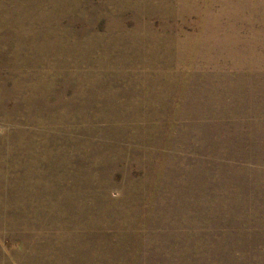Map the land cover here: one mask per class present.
I'll use <instances>...</instances> for the list:
<instances>
[{"label":"rangeland","instance_id":"1","mask_svg":"<svg viewBox=\"0 0 264 264\" xmlns=\"http://www.w3.org/2000/svg\"><path fill=\"white\" fill-rule=\"evenodd\" d=\"M30 1L0 0V264H264V0Z\"/></svg>","mask_w":264,"mask_h":264},{"label":"bare ground","instance_id":"2","mask_svg":"<svg viewBox=\"0 0 264 264\" xmlns=\"http://www.w3.org/2000/svg\"><path fill=\"white\" fill-rule=\"evenodd\" d=\"M29 1H30V0H29ZM30 2H31V1H30ZM30 2H29V3H30ZM38 2H39V1H38ZM27 5H28V4H27ZM89 5H90V4H89ZM24 6H25V5H24ZM35 9H36V7H35ZM35 9H34V10H35ZM24 10H25V9H24ZM24 10H22V11H24ZM28 11H29V10H28ZM25 12H26V11H25ZM29 12H31V11H29ZM27 13H28V12H27ZM51 13H52V12H50V15H51ZM179 13H180V12H179ZM34 14H35V13H34ZM42 14H43V13H42ZM47 14H48V13H47ZM52 14H53V13H52ZM24 15H25V14H24ZM30 15H31V14H30ZM32 15H33V14H32ZM53 15H54V14H53ZM121 15H122V14H121ZM168 15H169V14H168ZM35 16H36V15H35ZM35 16H34V17H35ZM48 16H49V15H48ZM48 16H47V17H48ZM169 16H170V15H169ZM30 17H31V16H30ZM32 17H33V16H32ZM111 17H112V16H111ZM172 17H173V16H172ZM26 18H27V17H26ZM37 18H38V17H37ZM54 18H55V17H54ZM166 18H168V17H166ZM22 19H23V18H22ZM33 19H36V18H33ZM44 19H45V18H44ZM56 19H57V18H56ZM174 19H175V17H174ZM214 19H215V18H214ZM25 20H26V19H25ZM30 20H31V19H30ZM57 20H58V19H57ZM165 20H166V19H165ZM31 21H33V20H31ZM35 21H37V20H35ZM47 21H48V20H47ZM52 21H54V20H52ZM163 21H164V20H163ZM163 21H162V22H163ZM39 22H41V21L39 20ZM44 22H45V21H44ZM217 22H218V21H217ZM24 23H25V22H24ZM33 23H34V22H33ZM42 23H43V22H42ZM42 23H41V24H42ZM48 23H49V22H48ZM48 23H47V24H48ZM35 24H36V23H35ZM37 24H38V23H37ZM45 24H46V23H45ZM68 24H69V23H68ZM88 24H89V23H88ZM91 24H92V23H91ZM117 24H119V23H117ZM162 24H165V23L163 22ZM49 25H50V24H49ZM49 25H48V26H49ZM54 25H55V23H54ZM109 25H110V24H109ZM166 25H167V24H166ZM197 25H198V24H197ZM52 26H53V25H52ZM52 26H50V27H51V28H54V27H52ZM110 26H111V25H110ZM162 26H163V25H161V27H162ZM164 26H165V25H164ZM164 26H163V27H164ZM68 27H69V26H68ZM68 27H67V28H68ZM70 27H71V26H70ZM70 27H69V28H70ZM91 27H92V26H91ZM94 27H95V26H94ZM163 27H162V28H163ZM198 27H200V26H198ZM210 27H211V26H210ZM22 28H23V24H22ZM28 28H29V27H28ZM36 28H37V26H36ZM65 28H66V27H65ZM72 28H73V27H72ZM138 28H139V27H138ZM141 28H142V27H141ZM166 28H167V27H166ZM42 29H43V28H42ZM44 29H46V28H44ZM59 29H61V26L58 28V30H59ZM63 29H64V27H63ZM63 29H62V30H63ZM90 29H91V28H90ZM94 29H95V28H94ZM113 29H114V27H113ZM113 29H112V27H111V30H113ZM145 29H146V28H145ZM177 29H178V28H177ZM205 29H206V27H205ZM28 30H29V29H28ZM39 30H40V28H39ZM51 30H52V29H51ZM51 30H50V32H51ZM70 30H71V28H70ZM81 30H82V29H81ZM91 30H92V29H91ZM91 30H90V31H91ZM106 30H107V29H106ZM109 30H110V29H109ZM114 30H115V29H114ZM139 30H140V29H139ZM139 30H138V31H139ZM149 30H150V29H149ZM199 30H200V29H199ZM45 31L47 32V30H45ZM68 31H69V30H68ZM84 31H85V30H84ZM84 31H83V32H84ZM107 31H108V30H107ZM115 31H116V30H115ZM125 31H126V30H125ZM136 31H137V30H136ZM27 32H29V31H27ZM32 32H33V31H32ZM32 32H30V33H32ZM52 32H53V31H52ZM52 32H51V33H52ZM55 32H56V30H55ZM110 32H111V31H110ZM118 32H119V31H118ZM131 32H132V31H131ZM149 32H150V31H149ZM154 32H155V30H154ZM162 32H163V30H162ZM198 32H199V31H198ZM19 33H20V32H19ZM62 33H64V32H62ZM68 33H69V32H68ZM72 33H73V32H72ZM78 33H79V32H78ZM84 33H85V32H84ZM152 33H153V32H152ZM157 33H158V32H157ZM176 33H177V32H176ZM33 34H35V33H32V35H33ZM36 34H37V31H36ZM55 34L57 35V33H55ZM74 34H75V31H74ZM74 34H73V35H74ZM87 34H88V33H87ZM103 34H104V33H103ZM112 34H113V31H112V33H111L110 36H112ZM146 34H147V33H146ZM148 34H149V33H148ZM202 34H203V33H202ZM228 34H229V33H228ZM30 35H31V34H30ZM42 35H43V34H42ZM53 35H54V33H53ZM59 35H60V34H59ZM64 35H65V34H64ZM83 35H84V34H83ZM91 35H92V34H91ZM95 35H96V34H95ZM97 35H98V34H97ZM99 35H101V34H99ZM121 35H122V34H121ZM134 35H135V33H134ZM151 35H152V34H151ZM154 35H155V34H154ZM26 36H28V35H26ZM45 36L47 37V33H46ZM93 36H94V35H93ZM101 36H102V35H101ZM113 36H114V34H113ZM118 36H119V34H118ZM126 36H127V35H126ZM137 36H139V35L137 34ZM140 36H141V35H140ZM181 36H182V35H181ZM221 36H222V35H221ZM33 37H34V36H33ZM35 37H36V36H35ZM41 37H42V36H41ZM48 37H49V36H48ZM56 37H57V36H56ZM75 37H76V36H75ZM79 37H80V36H79ZM87 37H88V36H87ZM98 37H99V36H98ZM108 37H109V36H108ZM115 37H116V36H115ZM115 37H113V38H115ZM143 37H144V36H143ZM164 37H165V36H164ZM202 37H203V36H202ZM25 38H26V37H25ZM65 38H66V36H65ZM82 38H83V37H82ZM90 38L92 39V37H90ZM94 38H95V36H94ZM94 38H93V39H94ZM109 38H110V37H109ZM121 38H122V37H121ZM133 38H134V37H133ZM150 38H151V36H150ZM156 38H157V37H156ZM171 38H172V37H171ZM235 38H236V37H235ZM39 39H40V38H39ZM53 39L55 40V38H53ZM67 39H68V38H67ZM69 39H70V38H69ZM72 39H73V38H72ZM72 39H71V40H72ZM78 39H80V38H78ZM78 39H77V40H78ZM83 39H84V38H83ZM91 39H90V40H91ZM103 39H106V38L103 37ZM123 39H124V38H123ZM128 39H129V38H128ZM130 39H131V38H130ZM140 39H141V37H140ZM145 39L147 40V38H145ZM172 39H173V38H172ZM16 40H17V39H16ZM21 40H22V39H21ZM23 40H24V39H23ZM27 40H29V39H26V42H27ZM31 40H32V39H31ZM33 40H34V39H33ZM41 40H42V39H41ZM48 40H49V38H48ZM54 40H53V41H50V42H52V44H53ZM57 40H58V39H57ZM98 40H99V39H98ZM107 40H108V39H107ZM112 40H113V39H112ZM119 40H120V39H119ZM142 40H143V39H142ZM150 40H151V39H150ZM154 40H155V37H154ZM157 40H158V39H157ZM157 40H155V41H157ZM163 40H164V39H163ZM200 40H201V39H200ZM17 41H18V40H17ZM29 41H30V40H29ZM59 41H60V39H59ZM64 41H65V40H64ZM66 41H67V40H66ZM84 41H86V40H84ZM109 41H110V40H109ZM113 41H114V40H113ZM113 41H110V42H113ZM124 41H125V39H124ZM143 41H144V40H143ZM143 41H142V42H143ZM218 41H219V40H218ZM32 42H33V41H32ZM34 42H35V41H34ZM36 42H37V40H36ZM90 42H91V41H90ZM90 42H89V43H90ZM92 42L94 43V41H92ZM121 42H122V40H121ZM125 42H126V41H125ZM158 42H159V41H158ZM158 42H157V43H158ZM175 42H177V41H175ZM198 42H199V41H198ZM20 43H21V42H20ZM30 43H31V42H30ZM38 43H40V42H38ZM41 43H42V42H41ZM46 43H47V42H46ZM59 43H61V42H59ZM84 43H85V42H84ZM87 43H88V42H87ZM89 43H88V44H89ZM96 43H98V42H96ZM103 43H105V42H103ZM140 43H141V42H140ZM162 43H163V42H162ZM200 43H201V42H200ZM207 43H209V42H207ZM17 44H18V43H17ZM32 44H33V43H32ZM43 44H44V43H43ZM48 44H49V43H48ZM71 44H72V42H71ZM79 44H81V43H79ZM79 44H78V45H79ZM91 44H92V43H91ZM99 44H100V43H99ZM101 44H102V43H101ZM101 44H100V45H101ZM111 44H112V43H111ZM119 44L122 45V43H119ZM123 44H124V43H123ZM126 44H127V43H126ZM152 44H153V43H152ZM152 44H151V45H152ZM159 44H160V43H159ZM169 44H170V43H169ZM171 44H172V43H171ZM184 44H185V43H184ZM30 45H31V44H30ZM35 45H36V43H35ZM35 45H34V46H35ZM39 45H40V44H39ZM39 45H36V46L38 47ZM55 45H56V43H55ZM73 45H74V44H73ZM92 45H93V44H92ZM97 45H98V44H97ZM116 45H117V44H116ZM121 45H120V46H121ZM156 45H157V44H156ZM189 45H190V44H189ZM24 46H25V45H24ZM43 46H44V45H43ZM83 46L85 47V45H83ZM102 46H103V45H102ZM107 46H108V45H107ZM109 46H110V45H109ZM109 46H108V48H109ZM164 46H166V45H164ZM177 46H178V45H177ZM201 46H202V45H201ZM17 47H18V46H17ZM21 47H22V46H21ZM27 47H28V46H27ZM31 47H32V45H31ZM46 47H47V46H46ZM49 47H50V46H49ZM54 47H55V46H54ZM54 47H53L52 49H54ZM70 47H71V46H70ZM93 47H94V45H93ZM99 47H101V46H99ZM141 47H142V46H140V48H141ZM144 47H145V46H144ZM236 47H237V46H236ZM22 48H23V47H22ZM35 48H36V47H35ZM39 48H41V47H39ZM42 48H43V47H42ZM50 48H51V47H50ZM86 48H88V46L85 47V49H86ZM111 48H112V47H111ZM137 48H138V47H137ZM156 48H157V47H156ZM159 48H160V47H159ZM159 48H158V49H159ZM176 48H177V47H176ZM178 48H179V47H178ZM244 48H245V47H244ZM32 49H33V47H32ZM37 49H38V48H37ZM57 49H58V47H57ZM69 49H70V48H69ZM74 49H75V47H74ZM76 49H77V47H76ZM117 49H118V48H117ZM121 49H123V48H121ZM129 49H130V48H129ZM141 49H143V47H142ZM146 49H148V48L146 47ZM250 49H251V48H250ZM16 50H17V49H16ZM16 50H15V52H16ZM39 50H40V49H39ZM44 50H46V49H44ZM50 50H51V49H50ZM70 50H71V49H70ZM95 50H96V49H95ZM111 50H112V49H111ZM114 50H116V49H114ZM139 50H140V49H139ZM248 50H249V49H248ZM255 50H256V49H255ZM4 51H5V50H4ZM6 51H7V50H6ZM36 51H38V50H36ZM100 51H101V49H100ZM104 51H105V50H104ZM109 51H110V50H109ZM117 51L121 52L120 50H117ZM144 51H145V50H144ZM157 51H158V50H157ZM258 51H259V50H258ZM19 52H20V51H18V53H19ZM29 52H30V51H28V53H29ZM39 52H40V51H39ZM60 52H61V51H60ZM62 52H63V51H62ZM66 52H67V51H66ZM92 52H93V51H92ZM97 52H99V51H97ZM97 52H96V53H97ZM123 52H124V51H123ZM126 52H127V51H126ZM139 52H141V51H139ZM176 52H177V51H176ZM7 53H8V52H7ZM28 53H27V54H28ZM36 53H37V52H36ZM45 53H46V52H45ZM45 53H44V54H45ZM57 53H58V52H57ZM63 53L65 54V52H63ZM68 53H69V52H68ZM73 53H74V52H73ZM86 53H87V52H86ZM88 53H89V51H88ZM112 53H113V52H112ZM112 53H111V54H112ZM149 53H150V52H149ZM173 53H174V52H173ZM13 54H14V52H13ZM13 54H12V55H13ZM16 54H17V52H16ZM29 54H30V53H29ZM38 54H39V53H38ZM38 54H37V55H38ZM40 54H41V53H40ZM40 54H39V55H40ZM46 54H47V53H46ZM71 54H72V53H71ZM71 54H70V55H71ZM90 54H91V53H90ZM93 54H94V53H93ZM127 54H128V53H127ZM130 54H131V53H130ZM130 54H129V55H130ZM132 54H133V52H132ZM146 54H147V53H146ZM154 54H155V53H154ZM177 54H178V53H177ZM252 54H253V53H252ZM31 55H32V54H31ZM51 55H52V54H49V57H50ZM66 55H67V54H66ZM68 55H69V54H68ZM80 55L82 56V53H81ZM112 55H113V54H112ZM117 55H118V54H117ZM119 55H120V54H119ZM124 55H125V54H124ZM133 55H134V54H133ZM152 55H153V54H152ZM213 55H214V54H213ZM43 56H44V55H43ZM54 56H55V55H54ZM57 56H58V55H56V57H57ZM64 56H65V55H64ZM72 56H73V55H72ZM90 56H91V55H90ZM90 56H89V57H90ZM101 56H102V55H101ZM121 56H123V54H122ZM141 56H142V55H141ZM143 56H145V55H143ZM149 56H150V54H149ZM232 56H233V55H232ZM7 57H9V56H7ZM23 57H24V56H23ZM31 57H32V56H31ZM61 57H62V56H61ZM66 57H67V56H66ZM89 57H88V58H89ZM110 57H111V56H110ZM114 57H115V56H114ZM131 57H133V56H131ZM152 57H153V56H152ZM157 57H158V56H157ZM244 57H246V56H244ZM259 57H260V56H259ZM16 58H17V57H16ZM38 58H39V56H38ZM47 58H48V57H47ZM84 58H85V57H84ZM91 58H92V57H91ZM100 58H104V57H100ZM150 58H151V57H150ZM214 58H215V57H214ZM19 59H20V58H19ZM44 59H45V58H44ZM54 59H55V58H54ZM89 59H90V58H89ZM89 59H87V60L89 61ZM134 59H135V58H134ZM134 59H133V60H134ZM141 59H142V57H141ZM153 59H154V58H153ZM153 59H152V60H153ZM253 59H254V58H253ZM13 60H14V59H13ZM13 60H12V61H13ZM16 60H17V59H16ZM22 60H23V59H22ZM24 60H25V59H24ZM70 60H71V59H70ZM84 60H85V59H84ZM102 60H104V59H102ZM112 60H113V58H112ZM115 60H116V59H115ZM115 60H113V61H115ZM117 60H118V59H117ZM121 60H122V59H121ZM124 60H125V59H124ZM129 60H130V58H129ZM131 60H132V59H131ZM133 60H132V61H133ZM143 60H144V58H143ZM156 60H157V59H156ZM240 60H241V59H240ZM9 61H10V60H9ZM17 61H19V60H17ZM31 61H32V60H31ZM33 61H34V60H33ZM43 61H45V60H43ZM52 61H53V60H52ZM52 61L50 60V62H52ZM59 61H60V60H59ZM61 61H62V59H61ZM64 61H65V59H64ZM78 61H79V60H78ZM93 61H94V60H93ZM122 61H123V60H122ZM122 61H121V62H122ZM241 61H242V60H241ZM5 62H6V61H5ZM21 62H22V61H21ZM28 62H29V61H28ZM38 62H39V61H38ZM48 62H49V60H48ZM55 62H56V61H55ZM57 62H58V60H57ZM57 62H56V63H57ZM65 62H66V61H65ZM71 62H72V61H71ZM75 62H76V61H75ZM81 62H82V61H81ZM100 62H101V61H100ZM106 62H107V61H106ZM116 62H117V61H116ZM34 63H35V62H34ZM34 63H33V64H34ZM39 63H40V62H39ZM42 63H43V62H42ZM53 63H54V62H53ZM53 63H51V64H53ZM60 63H61V62H60ZM69 63H70V62H69ZM76 63H78V62H76ZM94 63H95V62H94ZM103 63H104V62H103ZM127 63H128V62H127ZM13 64H15V63H13ZM29 64H30V63H29ZM46 64H47V62H46ZM65 64H67V63H65ZM73 64H74V62H73ZM81 64H83V62H82ZM81 64H80V65H81ZM86 64H87V63H86ZM88 64H89V63H88ZM91 64H93V63H91ZM100 64H101V63H100ZM105 64H106V63H105ZM110 64H111V63H110ZM134 64H135V63H134ZM146 64H148V63H146ZM255 64H256V63H255ZM259 64H260V63H259ZM8 65H10V64H8ZM20 65H23V63H21ZM37 65H38V64H37ZM54 65H55V64H54ZM75 65H76V64H75ZM102 65H103V64H102ZM106 65H108V64H106ZM113 65H114V64H113ZM119 65H120V64H119ZM121 65H122V64H121ZM129 65H130V64H129ZM135 65H136V64H135ZM40 66H41V65H40ZM56 66L58 67V63L56 64ZM63 66H64V65H63ZM67 66H68V65H67ZM103 66H104V65H103ZM103 66H102V67H103ZM125 66H126V65H125ZM125 66H124V67H125ZM147 66H148V65H147ZM255 66H256V65H255ZM23 67H24V66H23ZM57 67H55V68H57ZM60 67H61V66H60ZM60 67H59V68H60ZM70 67H71V66H70ZM72 67H73V66H72ZM76 67H77V66H76ZM110 67H111V66H110ZM113 67H114V66H113ZM124 67H123V68H124ZM129 67H130V66H129ZM150 67H151V66H150ZM154 67H155V65H154ZM159 67H161V66H159ZM63 68H64V71L67 70V69H65V67H63ZM84 68H85V67H84ZM126 68H128V67H126ZM155 68H156V67H155ZM161 68H162V67H161ZM80 69H81V68H80ZM80 69H79V70H80ZM86 69H87V68H86ZM88 69H89V68H88ZM88 69H87V70H88ZM91 69H92V68H91ZM120 69H121V68H120ZM89 70H90V69H89ZM93 70H94V69H93ZM131 70H132V68H131ZM20 71H21V70H20ZM83 71H84V70H83ZM83 71H82V72H83ZM91 71H92V70H91ZM132 71H133V70H132ZM58 72H59V71H58ZM67 72H68V71H67ZM69 72H70V71H69ZM87 72H88V71H87ZM123 72H124V71H123ZM84 73H85V72H84ZM135 73H136V72H135ZM70 74H71V73H70ZM72 74H73V73H72ZM90 74H93V73H90ZM90 74H89V75H90ZM61 75H62V74H61ZM78 75H80V73H79ZM63 76H64V75H63ZM86 76H87V73H86ZM92 76H93V75H92ZM95 76H96V75H95ZM148 76H149V75H148ZM172 76H174V75H172ZM225 76H226V75H225ZM242 76H243V75H242ZM252 76H253V74H252ZM69 77H70V76H69ZM71 77H72V76H71ZM80 77L82 78L83 75L80 76ZM159 77H160V76H159ZM50 78H51V77H50ZM66 78H67V76H66ZM74 78H75V77H74ZM74 78H73V79H74ZM77 78H78V77H77ZM90 78H91V77H90ZM120 78H121V77H120ZM152 78H153V77H152ZM156 78H157V77H156ZM227 78H228V77H227ZM244 78H245V77H244ZM24 79H25V78H24ZM48 79H49V78H48ZM67 79H68V78H67ZM69 79H70V78H69ZM71 79H72V78H71ZM103 79H104V78H103ZM122 79H124V78H122ZM122 79H121V81H122ZM148 79H149V78H148ZM179 79H180V78H179ZM183 79H184V78H183ZM229 79H230V78H229ZM26 80H27V79H26ZM29 80H30V79H29ZM33 80H34V79H33ZM63 80H64V79H63ZM108 80H109V79H108ZM117 80H118V79H117ZM159 80H160V79H159ZM41 81H42V80H41ZM54 81H55V79H54ZM71 81H72V80H71ZM85 81H86V79H85ZM91 81H92V80H91ZM110 81H111V79H110ZM167 81H168V80H167ZM209 81H210V80H209ZM239 81H240V80H239ZM249 81H250V80H249ZM14 82H15V81H14ZM29 82H30V81H29ZM45 82H46V81H45ZM62 82H63V81H62ZM64 82H65V81H64ZM68 82H69V80H68ZM83 82H84V81H83ZM99 82H100V81H99ZM124 82H125V81H124ZM142 82H143V81H142ZM146 82H147V81H146ZM149 82H150V81H149ZM158 82H159V81H158ZM160 82H161V81H160ZM15 83L18 84V82H15ZM22 83H23V82H22ZM33 83H34V82H33ZM35 83H36V82H35ZM69 83H70V82H69ZM143 83H144V82H143ZM152 83H153V82H152ZM156 83H157V82H156ZM167 83H168V82H167ZM214 83H215V82H214ZM247 83H248V82H247ZM250 83H251V82H250ZM256 83H257V82H256ZM66 84H67V83H66ZM66 84H65V85H66ZM79 84H81V82H80ZM83 84H84V83H83ZM95 84H96V83H95ZM97 84H98V83H97ZM111 84H112V83H111ZM113 84H114V83H113ZM116 84H117V83H116ZM140 84H141V83H140ZM148 84H149V83H148ZM170 84H171V83H170ZM170 84H169V85H170ZM172 84H173V83H172ZM208 84H209V83H208ZM217 84H218V83H217ZM228 84H229V83H228ZM233 84H234V83H233ZM254 84H255V82H254ZM18 85H20V84H18ZM23 85H24V84H23ZM28 85H29V83H28ZM30 85H31V84H30ZM40 85H41V83H40ZM45 85H46V84H45ZM52 85H54V84H52ZM67 85H68V84H67ZM73 85H74V84H73ZM77 85H78V84H77ZM107 85H108V84H107ZM107 85H106V86H107ZM126 85H128V84H126ZM134 85H135V83H134ZM161 85H162V84H161ZM177 85H178V84H177ZM195 85H196V84H195ZM210 85H211V84H210ZM238 85H239V84H238ZM1 86H2V85H1ZM1 86H0V87H1ZM16 86H17V85H16ZM54 86H55V85H54ZM62 86H63V85H62ZM83 86H84V85H83ZM95 86H96V85H95ZM98 86H99V85H98ZM129 86H130V84H129ZM151 86H152V85H151ZM162 86H163V85H162ZM189 86H190V85H189ZM208 86H209V85H208ZM243 86H244V85H243ZM25 87H26V86H25ZM31 87H32V86H31ZM31 87H30V88H31ZM35 87H36V86H35ZM35 87H34V88H35ZM43 87H44V85L42 86V89H43ZM67 87H68V86H67ZM73 87H74V86H73ZM76 87H77V86H76ZM79 87H80V86H79ZM79 87H78V88H79ZM100 87H101V86H100ZM132 87H133V86H132ZM142 87H143V86H142ZM142 87H141V88H142ZM164 87H165V86H164ZM200 87H201V86H200ZM226 87H227V86H226ZM1 88L3 89V87H1ZM22 88H23V87H22ZM26 88H27V87H26ZM39 88H41V87H39ZM80 88H81V87H80ZM83 88H84V87H83ZM87 88H88V87H87ZM96 88H97V86H96ZM113 88H114V87H113ZM123 88H124V87H123ZM123 88H122V89H123ZM127 88H128V87H127ZM130 88H131V87H130ZM130 88H129V90H131ZM133 88H134V87H133ZM155 88H156V87H155ZM236 88H237V87H236ZM242 88H243V87H242ZM260 88H261V87H260ZM2 89H0V90H2ZM36 89H38V88H36ZM65 89H66V87H65ZM71 89H72V88H71ZM105 89H106V88H105ZM111 89H112V88H111ZM122 89L119 90V91L122 92ZM124 89H125V88H124ZM156 89H157V88H156ZM163 89H164V88H163ZM14 90H15V89H14ZM20 90H21V89H20ZM23 90H25V88H24ZM23 90H22V91H23ZM26 90H27V89H26ZM26 90H25V91H26ZM33 90H35V89H33ZM38 90H39V89H38ZM40 90H41V89H40ZM40 90H39V91H40ZM48 90H49V89H48ZM51 90H52V89H51ZM58 90H59V89H58ZM61 90H62V89H61ZM87 90H88V89H87ZM92 90H93V89H92ZM135 90H136V88H135ZM166 90H167V89H166ZM181 90H182V89H181ZM225 90H226V89H225ZM3 91H5V90L3 89ZM3 91H2V92H3ZM6 91H7V89H6ZM25 91H24V92H25ZM39 91H38V93H39ZM53 91H54V90H52L51 92H53ZM63 91H65V90H63ZM79 91H80V90H79ZM112 91H113V90H112ZM112 91H111V92H112ZM119 91H118V92H119ZM164 91H165V89H164ZM196 91H197V90H196ZM256 91H257V89H256ZM30 92H31V91H30ZM33 92H34V91H33ZM40 92H41V91H40ZM121 92H120V95H121ZM134 92H135V91H134ZM140 92H141V91H140ZM153 92H154V91H153ZM167 92H168V91H167ZM197 92H198V91H197ZM199 92H200V91H199ZM3 93H5V92H3ZM18 93H19V92H18ZM21 93H23V92H21ZM55 93H56V91H55ZM61 93L63 94V92H61ZM61 93H60V94H61ZM97 93H98V92H97ZM149 93H150V92H149ZM173 93H174V92H173ZM188 93H189V92H188ZM1 94H2V93H1ZM1 94H0V95H1ZM5 94H8V93H5ZM39 94H40V93H39ZM48 94H50V93H48ZM60 94H59V95H60ZM78 94H79V93H78ZM106 94H107V93H106ZM123 94H124V93H123ZM123 94H122V95H123ZM126 94H127V93H126ZM128 94H130V92H129ZM171 94H172V93H171ZM194 94H195V93H194ZM8 95H10V94H8ZM25 95H27L26 92H25ZM37 95H38V94H37ZM50 95H51V94H50ZM53 95H54V94H53ZM56 95H57V94H56ZM82 95H83V93H82ZM84 95H85V94H84ZM107 95H108V94H107ZM115 95H116V94H115ZM115 95H114V96H115ZM118 95H119V94H118ZM118 95H117V96H118ZM120 95H119V96H120ZM124 95H125V94H124ZM147 95H148V93H147ZM158 95H159V94H158ZM166 95H167V94H166ZM177 95H178V94H177ZM196 95H197V94H196ZM210 95H211V94H210ZM21 96H22V95H21ZM23 96H24V95H23ZM23 96H22V97H23ZM33 96H34V94H33ZM33 96H32V97H33ZM98 96H99V95H98ZM101 96H102V95H101ZM103 96H104V95H103ZM108 96H109V95H108ZM131 96H132V95H131ZM133 96H135V95H133ZM152 96H153V95H152ZM203 96H204V95H203ZM7 97H8V96H7ZM13 97H14V99L16 98L15 96H13ZM28 97H29V96H27V98H28ZM48 97H49V96H48ZM54 97H55V96H54ZM57 97H58V96H57ZM57 97H56V98H57ZM61 97H62V96H61ZM64 97H65V96H64ZM95 97H96V96H95ZM126 97H128V96H126ZM148 97H149V95H148ZM171 97H172V96H171ZM186 97H187V96H186ZM1 98H2V97H1ZM10 98H11V97H10ZM24 98H25V97H24ZM62 98H63V97H62ZM98 98H99V97H98ZM98 98H96V99H98ZM102 98H103V97H101V99H102ZM104 98H105V97H104ZM106 98H107V97H106ZM119 98H120V97H119ZM196 98H197V97H196ZM16 99H17V98H16ZM18 99H19V97H18ZM21 99H22V98H21ZM31 99H32V98H31ZM64 99H65V98H64ZM70 99H71V98H70ZM108 99H111V98L109 97ZM116 99H117V100H120V99H118L117 97H116ZM116 99H115V100H116ZM121 99H122V98H121ZM134 99H135V98H133V100H134ZM164 99H165V98H164ZM237 99H238V98H237ZM2 100H3V99H2ZM5 100H6V97H5ZM7 100H8V99H7ZM12 100H13V99H12ZM19 100H20V99H19ZM24 100H25V99H24ZM60 100H61V99H60ZM112 100H114V99H112ZM122 100H123V99H122ZM152 100H153V99H152ZM184 100H185V99H184ZM188 100H189V99H188ZM29 101H30V100H29ZM58 101H59V100H58ZM108 101H109V100H107V103H108ZM120 101H121V100H120ZM120 101H119V102H120ZM164 101H165V100H164ZM189 101H190V100H189ZM4 102H5V101H4ZM23 102H26V101H23ZM64 102H67V101H64ZM93 102H94V101H93ZM95 102H96V101H95ZM158 102H159V101H158ZM19 103H20V102H19ZM62 103H63V102H62ZM62 103H61V104H62ZM69 103H70V102H69ZM113 103H114V102H113ZM116 103H117V102H116ZM123 103H124V102H123ZM127 103L130 104V102H127ZM142 103H143V102H142ZM184 103H185V102H184ZM22 104H24V103H22ZM25 104H26V103H25ZM27 104H29V103H27ZM56 104H57V103H56ZM63 104H64V103H63ZM75 104H76V103H75ZM94 104H95V103H94ZM99 104H100V103H99ZM103 104H104V102H103ZM110 104H111V103H110ZM117 104H118V103H117ZM135 104H136V103H135ZM151 104H152V103H151ZM165 104H166V103H165ZM180 104H181V103H180ZM185 104H186V103H185ZM198 104H199V103H198ZM220 104H221V103H220ZM14 105H15V104H14ZM17 105H18V104H17ZM64 105H65V104H64ZM68 105H69V104H68ZM70 105H71V103H70ZM79 105H80V104H79ZM92 105H93V103H92ZM106 105H107V104H106ZM119 105H120V103H119ZM124 105H125V104H124ZM124 105H123V106H124ZM131 105H132V104H131ZM144 105H145V104H144ZM169 105H170V104H169ZM181 105H182V104H181ZM196 105H197V104H196ZM19 106H20V105H19ZM30 106H31V105H30ZM62 106H63V105H62ZM84 106H85V105H84ZM99 106H100V105H99ZM120 106H121V105H120ZM173 106H174V105H173ZM186 106H187V105H186ZM14 107H15V106H14ZM21 107H22V106H21ZM23 107H24V106H23ZM27 107H28V106H27ZM63 107H64V106H63ZM81 107L83 108V106H81ZM190 107H192V106H190ZM242 107H243V106H242ZM18 108H19V107H18ZM25 108H26V107H25ZM82 108H81V109H82ZM102 108H103V107H102ZM117 108H119V107H117ZM127 108H128V107H127ZM130 108H131V107H130ZM15 109H16V108H15ZM54 109H55V108H54ZM62 109H63V108H62ZM72 109H73V108H72ZM84 109H86V108H84ZM88 109H89V107H88ZM132 109H133V108H132ZM136 109H137V108H136ZM160 109H161V108H160ZM165 109H166V108H165ZM165 109H164V110H165ZM189 109H190V108H189ZM69 110H70V109H69ZM118 110H119V109H118ZM12 111H13V110H12ZM14 111H15V110H14ZM80 111H81V110H80ZM84 111H85V110H84ZM127 111H128V110H127ZM178 111H179V110H178ZM189 111H190V110H189ZM202 111H203V110H202ZM86 112H87V111H86ZM196 112H197V111H196ZM210 112H211V111H210ZM128 113H129V112H128ZM194 113H195V112H194ZM13 114H14V113H13ZM18 114H20V113H18ZM190 114H191V113H190ZM16 115H17V114H16ZM161 115H162V114H161ZM171 115H172V114H171ZM171 115H170V116H171ZM127 116H128V115H127ZM183 116H184V115H183ZM66 117H67V116H66ZM128 117H129V116H128ZM132 117H133V116H132ZM132 117H131V118H132ZM141 117H142V116H141ZM179 117H180V116H179ZM198 117H199V116H198ZM257 117H258V116H257ZM121 118H122V117H121ZM121 118H120V119H121ZM191 118H192V117H191ZM196 118H197V117H196ZM121 120H122V119H121ZM190 120H191V119H190ZM132 121H133V120H132ZM135 121H136V120H135ZM122 122H123V121H122ZM15 127H16V125L14 126V130H15ZM17 127H18V126H17ZM11 128H12V127H11ZM11 128H10V129H11ZM43 128H44V127H43ZM10 129H9V130H10ZM9 130H7V131H9ZM20 130H21V129H20ZM44 130H45V129H44ZM16 131H17V130H16ZM119 131H120V130H119ZM21 132H23V131H21ZM38 132H39V131H38ZM25 133H26V132H25ZM39 134H40V133H39ZM11 135H13V134H11ZM26 135H27V134H26ZM115 135H116V134H115ZM121 135H122V134H121ZM6 136H7V135H6ZM15 136H16V135H15ZM19 136H20V135H19ZM21 136H22V135H21ZM28 136H29V135H28ZM38 136H40V135H38ZM41 136H42V135H41ZM10 137H11V136H10ZM10 137H9V141H10ZM25 137H26V136H25ZM25 137H24V138H25ZM48 137H49V136H48ZM50 137H51V136H50ZM52 137H53V136H52ZM22 138H23V137H22ZM26 138H27V137H26ZM16 139H17V138H16ZM19 139H20V138H19ZM21 140H22V139H21ZM21 140H20V141H21ZM23 140H24V139H23ZM23 140H22V141H23ZM41 140H42V139H41ZM15 141H16V140H15ZM12 142H13V141H12ZM25 142H26V141H25ZM27 142H28V140H27ZM30 142H31V141H30ZM0 143H1V142H0ZM4 143H5V142H4ZM15 143H16V142H15ZM23 143H24V142H23ZM8 144H9V143H8ZM12 144H13V143H12ZM12 144H11V145H12ZM24 144H25V143H24ZM30 144H33V143H30ZM19 145H20V144H19ZM19 145H18V146H19ZM4 146H5V145H4ZM24 146H25V145H24ZM29 146H30V145H29ZM2 147H3V146H2ZM11 147H12V146H11ZM14 147H15V146H14ZM19 147H20V146H19ZM26 147H27V146H26ZM22 148H23V147H22ZM28 148H29V147H28ZM1 149H3V148H1ZM6 149H7V148H6ZM10 149H11V148H10ZM23 149H24V148H23ZM30 149H31V147H30ZM12 150H13V149H12ZM3 151H4V150H3ZM15 151H16V150H15ZM18 151H19V150H18ZM18 151H17L16 153H18ZM27 151H29V150H27ZM38 151H39V150H38ZM12 152H13V151H12ZM21 152H22V151H21ZM21 152H20V153H21ZM31 152H32V151H31ZM118 152H119V151H118ZM13 153H14V152H13ZM27 153H28V152H27ZM29 153H30V152H29ZM32 153H33V152H32ZM3 154H4V153H3ZM3 154H2V155H3ZM14 154H15V153H14ZM31 155H32V154H31ZM39 155H40V154H39ZM16 156H17V155H16ZM18 156H20V155H18ZM37 156H38V155H37ZM18 158H20V157H18ZM28 158H29V157H28ZM37 158H38V157H37ZM22 160H23V159H22ZM30 160H31V159H30ZM11 161H12V160H11ZM28 161H29V160H28ZM1 162H2V160H1ZM4 162H5V160H4ZM6 162H7V161H6ZM19 162H20V161H19ZM19 162H18V163H19ZM9 163H10V162H9ZM12 163H13V162H12ZM16 163H17V162H15V164H16ZM18 163H17V164H18ZM5 164H6V163H5ZM13 165H14V164H13ZM8 166H9V165H8ZM35 166H36V165H35ZM48 166H49V165H48ZM15 167H16V166H15ZM17 167H19V166H17ZM0 168H1V167H0ZM5 168H6V165H5ZM39 168H41V167H39ZM11 169H12V168H11ZM19 169H20V168H19ZM29 169H30V168H29ZM3 170H4V169H3ZM9 170H10V169H9ZM27 170H28V169H27ZM5 172H6V171H5ZM18 172H19V171H18ZM1 173H2V172H1ZM16 173H17V172H16ZM34 173H36V172H34ZM13 175H14V174H13ZM30 175H31V174H30ZM32 175H33V174H32ZM35 176H37V175H35ZM39 176H40V175H39ZM27 177H29V176H27ZM45 177H46V176H45ZM45 177H44V178H45ZM0 178H1V177H0ZM10 178H11V177H10ZM31 178H32V177H31ZM1 179H2V178H1ZM14 179H15V178H14ZM24 179H25V178H24ZM36 179H37V178H36ZM40 179H41V178H40ZM31 180H33V179H31ZM37 180H38V179H37ZM7 181H8V180H7ZM14 181H15V180H14ZM10 182H11V181H10ZM20 182H21V181H20ZM32 182H33V181H32ZM34 182H35V181H34ZM37 182H38V181H37ZM4 183H6V180H5ZM8 183H9V182H8ZM12 183H13V182H12ZM17 183H18V182H17ZM22 183H25V180H24V182H22ZM31 184H32V183H31ZM33 184H34V183H33ZM40 184H42V183H40ZM5 185H6V184H4V188H6ZM11 185H12V184H11ZM13 185H14V184H13ZM18 185H19V184H18ZM26 185H27V184H26ZM26 185H25V186H26ZM37 185H38V184H37ZM8 186H9V185H8ZM25 186H24V187H25ZM38 186H39V185H38ZM9 187L11 188V186H9ZM31 187H32V186H31ZM34 187H35V186H34ZM10 188H9V189H10ZM14 188H17V187H14ZM85 188H86V187H85ZM1 190H2V189H1ZM11 190H12V189H11ZM13 190H15V189H13ZM18 190H19V188H18ZM30 190H31V189H30ZM56 190H58V189L56 188ZM9 191H10V190H9ZM16 191H17V189H16ZM16 191H15V192H16ZM23 191H24V190H23ZM25 191H26V190H25ZM5 192H6V191H5ZM19 192H21V191H19ZM29 192H30V191H29ZM34 192H35V191H34ZM61 192H62V191H61ZM7 193H8V192H7ZM17 193H18V192H17ZM23 193H24V192H23ZM26 193H27V191H26ZM53 193H54V192H53ZM57 193H58V192H57ZM14 194H15V193H14ZM14 194H13V195H14ZM29 194H30V193H29ZM34 194H35V193H34ZM60 194H61V193H60ZM4 195H5V194H4ZM31 195H32V194H31ZM36 195H37V194H36ZM49 195H50V194H49ZM52 195H53V194H52ZM57 195H58V194H57ZM2 196H3V195H2ZM19 196H20V195H19ZM19 196H18V198H19ZM22 196H23V195H21V197H22ZM32 196H33V195H32ZM0 197H1V196H0ZM7 197H8V196H7ZM27 197H28V196H27ZM33 197H34V196H33ZM37 197H38V196H37ZM2 198H3V197H2ZM9 198H10V197H9ZM13 198H14V197H12V198H10V199H13ZM15 198H16V197H15ZM57 198H58V196H57ZM64 198H66V197H64ZM30 199H31V198H30ZM36 199H37V198H36ZM17 200H18V199H17ZM20 200H22V199H20ZM26 200H27V199H26ZM33 200H34V199H33ZM42 200H43V199H42ZM44 200H45V199H44ZM51 200H53V199H51ZM64 200H65V199H64ZM66 200H67V199H66ZM66 200H65V201H66ZM59 201H60V200H59ZM59 201H58V203H59ZM61 201H62V200H61ZM65 201H64V202H65ZM93 201H94V200H93ZM95 201H96V200H95ZM22 202H24V201H22ZM62 202H63V201H62ZM66 202H67V201H66ZM91 202H92V201H91ZM3 203H5V201H3ZM52 203H53V202H52ZM95 203H96V202H95ZM0 204H1V203H0ZM13 204H14V203H13ZM15 204H16V203H15ZM45 204H46V203H45ZM30 205H31V204H30ZM56 205H57V204H56ZM61 205H62V204H61ZM92 205H93V204H92ZM98 205H99V204H98ZM2 206H3V205H2ZM36 206H37V205H36ZM77 206H78V205H77ZM80 206H82V205H80ZM83 206H84V204H83ZM90 206H91V205H90ZM7 207H8V206H7ZM7 207H6V208H7ZM28 207H29V206H28ZM44 207H45V206H44ZM87 207H88V205H87ZM93 207H94V206H93ZM10 208H11V207H10ZM17 208H18V207H17ZM22 208H23V207H22ZM24 208H25V207H24ZM32 208H34V207H32ZM78 208H79V207H78ZM13 209H15V208H13ZM38 209H41V208H38ZM79 209H80V208H79ZM2 210H3V208H2ZM18 210H19V209H18ZM21 210H22V209H21ZM29 210H30V209H29ZM31 210H33V209H31ZM31 210H30V211H31ZM53 210H54V209H53ZM60 210H61V209H60ZM88 210H89V209H88ZM91 210H93V209L91 208ZM91 210H89V211L91 212ZM94 210H95V209H94ZM7 211H10L9 207H8V210H6V212H7ZM24 211H25V209H24ZM41 211H42V210H41ZM46 211H47V210H46ZM58 211H59V210H58ZM89 211H88V212H89ZM15 212H16V209H15ZM19 212H20V211H19ZM47 212H48V211H47ZM56 212H57V211H56ZM56 212H55V213H56ZM60 212H62V211H60ZM84 212H86V211H84ZM90 212H89V213H90ZM3 213H4V212H3ZM8 213H9V212H8ZM16 213H17V212H16ZM22 213H23V212H22ZM62 213H63V212H62ZM81 213H82V212H81ZM4 214H5V213H4ZM20 214H21V213H20ZM28 214H29V213H28ZM31 214H32V212H31ZM31 214H30V216H31ZM73 214H76V213L73 212ZM92 214H93V213H92ZM92 214H91V215H92ZM8 215H9V214H8ZM11 215H12V214H11ZM15 215H16V214H15ZM25 215H26V214H25ZM44 215H46V213L43 214V216H44ZM47 215H48V214H47ZM77 215H78V214H77ZM88 215H89V214H88ZM94 215H95V214H94ZM97 215H98V214H97ZM0 216H1V215H0ZM16 216H17V215H16ZM18 216H19V215H18ZM23 216H24V215H23ZM28 216H29V215H28ZM28 216L26 215V217H28ZM32 216H33V215H32ZM35 216H37V214H36ZM51 216H52V215H51ZM56 216H57V215H56ZM56 216H55V217H56ZM92 216H93V215H92ZM3 217H4V216H3ZM11 217H12V216H11ZM14 217H15V216H14ZM19 217H20V216H19ZM26 217H25V218H26ZM44 217H45V216H44ZM55 217H54V218H55ZM86 217H87V216H86ZM4 218H5V217H4ZM17 218H18V217H17ZM23 218H24V217H23ZM35 218H36V217H35ZM76 218H78V217H76ZM91 218H92V217H91ZM6 219H8V217H6ZM9 219H10V218H9ZM27 219H29V218H27ZM88 219H90V218H88ZM11 220H13V218H12ZM18 220H19V219H18ZM18 220H16L17 223H18ZM36 220H37V219H36ZM41 220H42V219H41ZM46 220H47V219H46ZM48 220H49V219H48ZM75 220H76V219H75ZM77 220H78V219H77ZM85 220H86V219H85ZM85 220H83V221H85ZM91 220H93V219H91ZM91 220H90V221H91ZM0 221H1V220H0ZM22 221H23V220H22ZM27 221H28V220H27ZM27 221H26V222H27ZM34 221H35V219H34ZM81 221H82V220H81ZM95 221H96V220H95ZM133 221H134V220H133ZM10 222H11V221H10ZM32 222H33V221H32ZM37 222H38V221H37ZM42 222H43V221H42ZM46 222H47V221H45V223H46ZM51 222H52V221H51ZM92 222H93V221H92ZM1 223H2V222H1ZM12 223H13V221H12ZM21 223H22V222H21ZM21 223H19V224H21ZM33 223H34V222H33ZM77 223H78V222H77ZM95 223H96V222H95ZM99 223H100V222H99ZM131 223H132V222H131ZM134 223H135V222H134ZM134 223H133V224H134ZM13 224H14V223H13ZM38 224H39V223H38ZM43 224H44V222H43ZM74 224H75V223H74ZM74 224H73V225H74ZM80 224H81V223H80ZM133 224H132V225H133ZM22 225H23V224H22ZM22 225H21V226H22ZM24 225H26V224H24ZM29 225H30V224H29ZM34 225H35V224H34ZM46 225L48 226V224H46ZM49 225H51V224H49ZM53 225H54V222H53ZM56 225L58 226V224H56ZM84 225H85V223H84ZM88 225H89V224H88ZM93 225H94V222H93ZM3 226H4V225H3ZM7 226H8V225H7ZM10 226H11V225H10ZM14 226H15V225H14ZM18 226H20V225H18ZM40 226H41V224H40ZM43 226H44V225H43ZM78 226H79V225H78ZM89 226H91V224H90ZM128 226H129V224L127 225V227H128ZM0 227H1V225H0ZM27 227H29V226H27ZM36 227H37V226H36ZM36 227H35V228H36ZM87 227H88V226H87ZM91 227H92V226H91ZM96 227H97V226H96ZM125 227H126V226H125ZM133 227H134V226H133ZM12 228H13V227H12ZM15 228H16V227H15ZM31 228H32V226H31ZM39 228H40V227H39ZM48 228H49V227H48ZM48 228H47V229H48ZM55 228H56V227H55ZM57 228H58V227H57ZM59 228H61V227L59 226ZM62 228H63V227H62ZM76 228H77V227H76ZM81 228H82V227H81ZM83 228H84V227H83ZM1 229H2V228H1ZM16 229H17V228H16ZM24 229H25V228H24ZM99 229H100V228H99ZM131 229H133V228H131ZM134 229H135V227H134ZM2 230H3V229H2ZM20 230H21V229H20ZM32 230H33V229H32ZM54 230H55V229H54ZM62 230H63V229H62ZM77 230H78V229H77ZM80 230H81V229H80ZM86 230H87V228H86ZM89 230H90V229H89ZM92 230H93V229H92ZM94 230H95V229H94ZM123 230H124V229H123ZM16 231H17V230H16ZM21 231H23V230H21ZM28 231H29V230H27V233H28ZM30 231H31V230H30ZM35 231H36V230H35ZM42 231H43V230H42ZM51 231H52V230H51ZM59 231H60V229H59ZM66 231H67V230H66ZM70 231H71V230H70ZM82 231H83V230H82ZM127 231H128V230H127ZM3 232H4V231H3ZM18 232H19V231H17V233H18ZM24 232H25V231H24ZM37 232H38V231H37ZM39 232H40V230H39ZM49 232H50V231H49ZM71 232H73V231H71ZM76 232H77V231H76ZM83 232H84V231H83ZM100 232H101V230H100ZM10 233H11V232H10ZM32 233H33V232H31V233H29V234H32ZM42 233H44V232H42ZM60 233H61V232H59V234H60ZM62 233H63V232H62ZM67 233H68V232H67ZM79 233H80V232H79ZM84 233H85V232H84ZM84 233H83V234H84ZM86 233H87V232H86ZM25 234H26V233H25ZM52 234H53V233H52ZM88 234H89V233H88ZM91 234H92V233H91ZM9 235H10V234H9ZM22 235H23V234H22ZM34 235H35V234H34ZM36 235H37V234H36ZM41 235H42V234H41ZM45 235H46V234H45ZM45 235H44V236H45ZM50 235H51V234H50ZM50 235H49V238H50ZM89 235H90V234H89ZM98 235H99V234H98ZM3 236H4V233H3L2 237H3ZM39 236H40V235H39ZM54 236H55V235H54ZM64 236H65V235H64ZM70 236H71V235H70ZM13 237H14V236H13ZM35 237H36V236H35ZM58 237H59V236H58ZM80 237H81V236H80ZM80 237H79V238H80ZM90 237H91V236H90ZM92 237H93V236H92ZM10 238H11V237H10ZM18 238H19V237H18ZM32 238H34V237H32ZM41 238H42V237H41ZM55 238H56V237H55ZM64 238H65V237H64ZM72 238H73V237H72ZM87 238H88V237H87ZM93 238H94V237H93ZM24 239H26V238H24ZM43 239H45V238H43ZM52 239H53V238H52ZM73 239H74V238H73ZM84 239H85V238H84ZM121 239H122V238H121ZM130 239H131V238H130ZM12 240H13V238H12ZM27 240H28V239H27ZM33 240H34V239H33ZM36 240H37V239H36ZM38 240H39V238H38ZM40 240H41V239H40ZM47 240H48V239H47ZM65 240H66V239H65ZM18 241H19V240H18ZM22 241H23V240H22ZM29 241H31V240H29ZM50 241H51V240H50ZM50 241H48V242H50ZM52 241H54V239H53ZM52 241H51V243H52ZM62 241H63V240H62ZM69 241L71 242L72 239L70 240V238H69ZM76 241H77V239H76ZM84 241H85V240H84ZM88 241H89V240H88ZM115 241H116V240H115ZM126 241H127V240H126ZM130 241H131V240H130ZM132 241H133V239H132ZM27 242H28V241H27ZM34 242H35V241H34ZM34 242H33V244H34ZM37 242H38V241H37ZM57 242H58V240H57ZM67 242H68V241H67ZM79 242H80V241H79ZM79 242H78V243H79ZM91 242H92V241H91ZM98 242H99V241H98ZM98 242L95 243V244L98 245ZM121 242H122V241H121ZM35 243H36V242H35ZM53 243H54V242H53ZM53 243H52V244H53ZM55 243H56V240H55ZM72 243H73V242H72ZM78 243H77V244H78ZM86 243H87V242H86ZM88 243H89V242H88ZM136 243H137V241H136ZM33 244H32V245H33ZM75 244H76V243H75ZM75 244L73 243L72 245L74 246ZM81 244H82V243H81ZM109 244H110V243H109ZM122 244H123V243H122ZM27 245H28V244H27ZM39 245H40V244H39ZM58 245H59V244H57V246H58ZM90 245H91V244H90ZM120 245H121V244H120ZM132 245H133V244H132ZM134 245H135V244H134ZM139 245H140V244H139ZM139 245H138V246H139ZM181 245H182V244H181ZM52 246H53V248H54V246H56V245H52ZM65 246H66V245H65ZM67 246H68V245H67ZM76 246H77V245H76ZM82 246H83V245H82ZM88 246H89V245H88ZM91 246H92V245H91ZM100 246H101V244H100ZM125 246H126V245H125ZM135 246H136V245H135ZM22 247H23V246H22ZM28 247H29V245H28ZM33 247H34V246H33ZM37 247H38V246H37ZM37 247H36V248H37ZM69 247H70V245H69ZM69 247H68V248H69ZM93 247H94V246H93ZM97 247H98V246H97ZM103 247H104V246H103ZM119 247H120V246H119ZM142 247H143V246H142ZM142 247H141V248H142ZM40 248H41V247H40ZM50 248H51V247L49 246V250H51ZM73 248H74V247H73ZM79 248H80V247H79ZM79 248H78V249H79ZM81 248H82V247H81ZM81 248H80V249H81ZM85 248H86V247H85ZM114 248H115V246H114ZM143 248H144V247H143ZM25 249H26V248H25ZM25 249H24V250H25ZM41 249H42V248H41ZM64 249H65V248H64ZM80 249H79V250H80ZM86 249H89V248H86ZM96 249H97V248H96ZM98 249H99V248H98ZM110 249H111V248H110ZM123 249H124V248H123ZM32 250H33V249H32ZM34 250H35V249H34ZM74 250H75V248H74ZM74 250H72V248H71V249H66V250H65V251H67V252H69V253L71 254V255L69 254V255H70V256H69L70 258H69L68 256L62 254L63 252H61V254H60L61 256H60V257H62L63 259H65L66 262H67V260L69 259V264H79V262H80V260H81V259H80L81 255H80L77 251H74ZM92 250H93V249H92ZM117 250H119L118 247H117ZM132 250H133V249H132ZM40 251H42V250H40ZM52 251H53V250H51V253H52ZM83 251H84V250H83ZM86 251H87V250H86ZM93 251H95V249H94ZM100 251H101V249H100ZM133 251H134V250H133ZM179 251H180V250H179ZM181 251H182V250H181ZM43 252H44V251H43ZM56 252H57V250H56ZM67 252H65V253H67ZM97 252H98V250H97ZM105 252H106V251H105ZM117 252H118V251H117ZM117 252H116V253H117ZM1 253H2V252H1ZM28 253H29V251H28ZM44 253H46V251H45ZM57 253H58V252H57ZM80 253H81V252H80ZM88 253H89V252H88ZM108 253H111V252H108ZM129 253H130V252H129ZM133 253H134V252H133ZM3 254H4V253H3ZM35 254H36V253H35ZM55 254H56V253H55ZM58 254H59V253H58ZM85 254H86V253H85ZM85 254H84V255H85ZM97 254H98V253H96V255H97ZM114 254H115V253H114ZM117 254H118V253H117ZM1 255H2V254H1ZM12 255H14V254H12ZM18 255H19V254H18ZM18 255H17V256H18ZM42 255H43V254H42ZM42 255L40 254V257H41ZM47 255H48V254H47ZM49 255H50V254H49ZM89 255H90V254H89ZM92 255H93V254H92ZM92 255H90V256H92ZM105 255H107V253H105ZM111 255H112V253H111ZM115 255H116V254H115ZM185 255H186V254H185ZM17 256H16V258H15V257H14V258L17 259ZM30 256H31V254H30ZM34 256H35V255H34ZM37 256H38V255H37ZM50 256H52V255H50ZM58 256H59V255H58ZM90 256H89V257H90ZM55 257H56V256H55ZM100 257H101V256H100ZM103 257H104V255H103ZM110 257H111V256H110ZM119 257H120V256H119ZM121 257H122V256H121ZM8 258H9V257H8ZM22 258H23V254H22ZM27 258H28V255H27ZM34 258H35V257H34ZM34 258H33V259H34ZM37 258H38V257H37ZM37 258H36L35 260H38ZM45 258H47V257H45ZM62 258H61V259H62ZM87 258H88V257H87ZM93 258H94V257H93ZM107 258H108V257H107ZM116 258L118 259L117 255H116ZM0 259H1V258H0ZM28 259H29V258H28ZM39 259H40V258H39ZM43 259H44V258H43ZM82 259H83V257H82ZM90 259H92V258H90ZM97 259H98V258H97ZM138 259H139V258H138ZM1 260H2V259H1ZM17 260H18V259H17ZM19 260H20V257H19ZM19 260H18L17 262H19ZM29 260H30V259H29ZM52 260H53V258H52ZM94 260H95V259H94ZM106 260H107V259H106ZM108 260H109V259H108ZM118 260H119V259H118ZM118 260H117V261H118ZM9 261H10V259H9ZM15 261H16V260H15ZM27 261H28V260H27ZM43 261H44V260H43ZM43 261H42V262H43ZM60 261H61V260H60ZM62 261H63V260H62ZM84 261H85V260H84ZM97 261H98V260H97ZM115 261H116V259H115ZM115 261H114V262H115ZM117 261H116V262H117ZM125 261H126V260H125ZM146 261H149V260H146ZM30 262H31V261H30ZM52 262H53V261H52ZM99 262L103 263L102 261H99ZM99 262H98V263H99ZM107 262H108V261H107ZM110 262H111V261H110ZM120 262H121V261H120ZM123 262H124V260H123ZM59 263H60V262H59ZM67 263H68V262H67ZM111 263H112V262H111ZM130 263H131V262H130ZM142 263H143V262H142ZM142 263H141V264H142ZM178 263H179V262H178ZM2 264H3V263H2ZM18 264H19V263H18ZM30 264H32V263H30ZM39 264H40V263H39ZM45 264H54V263H51V262L49 261V263H45ZM62 264H63V263H62ZM64 264H65V262H64ZM96 264H97V263H96ZM116 264H117V263H116ZM119 264H122V263H119Z\"/></svg>","mask_w":264,"mask_h":264},{"label":"clouds","instance_id":"3","mask_svg":"<svg viewBox=\"0 0 264 264\" xmlns=\"http://www.w3.org/2000/svg\"><path fill=\"white\" fill-rule=\"evenodd\" d=\"M115 195H118V193H116Z\"/></svg>","mask_w":264,"mask_h":264}]
</instances>
